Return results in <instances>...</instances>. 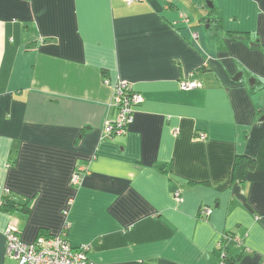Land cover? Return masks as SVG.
<instances>
[{
    "label": "crops",
    "instance_id": "0c3cea01",
    "mask_svg": "<svg viewBox=\"0 0 264 264\" xmlns=\"http://www.w3.org/2000/svg\"><path fill=\"white\" fill-rule=\"evenodd\" d=\"M105 79L143 97L110 138ZM263 116L264 0H0V205L29 207L0 208V264L10 224L94 264H264Z\"/></svg>",
    "mask_w": 264,
    "mask_h": 264
},
{
    "label": "built area",
    "instance_id": "2783aa9c",
    "mask_svg": "<svg viewBox=\"0 0 264 264\" xmlns=\"http://www.w3.org/2000/svg\"><path fill=\"white\" fill-rule=\"evenodd\" d=\"M139 0H124L125 5H131ZM105 85L112 86V104L116 108V117L106 119L102 126V136L112 137L126 133L128 125L133 121V106L143 101L142 95L131 90V86L121 80L110 83L103 80ZM201 87L197 80H181L180 88L190 90ZM201 138L203 134L199 135ZM82 171L76 170L71 175V182L78 183ZM178 197V193L175 195ZM203 214L209 215L211 208L203 207ZM4 255L12 264H94L88 257V245L72 247L62 235L37 236L32 242L26 243L20 239L17 227L8 225L3 230ZM220 256H223L221 252Z\"/></svg>",
    "mask_w": 264,
    "mask_h": 264
},
{
    "label": "trees",
    "instance_id": "16d2710c",
    "mask_svg": "<svg viewBox=\"0 0 264 264\" xmlns=\"http://www.w3.org/2000/svg\"><path fill=\"white\" fill-rule=\"evenodd\" d=\"M217 22V27L220 26V20H215ZM228 36L231 39L238 38L242 36L241 34L235 35L234 33H228ZM254 167V159L250 158L246 155H236L233 169H232V181L233 182H242L245 180L246 172L253 169ZM0 208L5 212H10L12 210H19V211H28L29 207L26 204L19 205L15 204L10 198L3 196L1 200ZM44 236H50L49 234H42ZM223 252V256L221 257L220 254ZM239 259V256L236 258L229 257L225 251L219 252V263L218 264H234L235 261Z\"/></svg>",
    "mask_w": 264,
    "mask_h": 264
},
{
    "label": "water",
    "instance_id": "95a60500",
    "mask_svg": "<svg viewBox=\"0 0 264 264\" xmlns=\"http://www.w3.org/2000/svg\"><path fill=\"white\" fill-rule=\"evenodd\" d=\"M208 5H209V6H211V4H210V3H208ZM235 78H236V77H235ZM261 119H264V116H263V117H261Z\"/></svg>",
    "mask_w": 264,
    "mask_h": 264
}]
</instances>
